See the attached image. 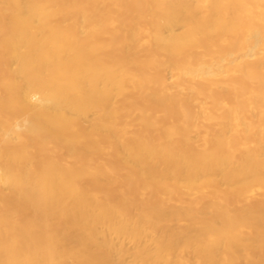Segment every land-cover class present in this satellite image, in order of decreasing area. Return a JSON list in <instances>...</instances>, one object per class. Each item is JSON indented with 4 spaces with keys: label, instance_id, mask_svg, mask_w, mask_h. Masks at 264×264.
<instances>
[{
    "label": "bare ground",
    "instance_id": "obj_1",
    "mask_svg": "<svg viewBox=\"0 0 264 264\" xmlns=\"http://www.w3.org/2000/svg\"><path fill=\"white\" fill-rule=\"evenodd\" d=\"M0 264H264V0H0Z\"/></svg>",
    "mask_w": 264,
    "mask_h": 264
}]
</instances>
